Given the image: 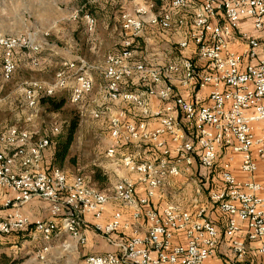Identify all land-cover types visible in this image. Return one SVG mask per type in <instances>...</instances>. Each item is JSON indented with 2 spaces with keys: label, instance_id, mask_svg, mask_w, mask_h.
<instances>
[{
  "label": "built area",
  "instance_id": "built-area-1",
  "mask_svg": "<svg viewBox=\"0 0 264 264\" xmlns=\"http://www.w3.org/2000/svg\"><path fill=\"white\" fill-rule=\"evenodd\" d=\"M189 6L193 11L185 28V20L173 21V15ZM146 13L145 8L138 7L134 14L122 15L121 49L106 56L102 70L110 99L132 101L141 107L140 117L122 123L123 114L119 113L109 120L111 143L105 156L110 160L119 157L129 175L108 191L91 185L81 170L69 180L62 169L46 167L43 154L50 144L47 137H34L17 125L0 128V205L8 210L0 218V235L24 230L31 224V240L40 246L38 253H43L58 232L84 244L82 227L90 216L92 229L114 249L88 254L82 264H212L207 261L219 243V233L205 208L191 213L174 202H165L159 208L151 205L153 198L161 197L168 176H179L197 162L203 170L219 173V182L205 188L198 185L196 192H205V204L216 208L224 218L223 237L232 254L229 264H264L263 186L253 177L259 164L264 171V57L242 65L244 58H256L259 44L240 25L243 18H249L255 29L264 28V0H163L158 16L150 23H158L164 30L183 28L186 39L178 45L184 49L190 40L195 57H181L179 62L160 67L130 61L132 48L143 33ZM83 16L91 31L94 19ZM234 33L246 44L239 52L229 47ZM18 41L0 38L2 81L14 72ZM77 61L75 85L69 95L74 104L92 88L91 66L81 57ZM198 64L203 69H197ZM179 68L180 86L191 90L196 82L198 92L209 88L208 103L200 102L198 92L191 100L175 95L172 86L164 83ZM135 74L144 86L142 94L163 102L161 108L149 111L140 94L122 90L121 82ZM66 78L65 70H61L52 84L32 82L25 93L27 107L34 109L41 95H52L55 89L63 88ZM152 120L159 125L150 128ZM58 130V126L53 127L54 132ZM164 135L174 143L172 160ZM130 144L139 146L120 154ZM140 145H150L155 151L143 153ZM221 148L228 155H241L239 167L248 179L237 180L230 162L219 161ZM140 186L144 194L135 197ZM33 199L47 203V217L31 219L23 212V206ZM134 199L136 207L129 217L115 211L109 221L101 222L110 201L129 203ZM175 238L184 242H174Z\"/></svg>",
  "mask_w": 264,
  "mask_h": 264
},
{
  "label": "crops",
  "instance_id": "crops-1",
  "mask_svg": "<svg viewBox=\"0 0 264 264\" xmlns=\"http://www.w3.org/2000/svg\"><path fill=\"white\" fill-rule=\"evenodd\" d=\"M163 0H79V8H83L84 14L91 9V17L94 19V26L91 31L87 29V23L85 26H78L76 30H73L72 35H76V53L74 58L81 57L85 62L91 66L90 75L92 77V88L91 91L86 93L82 100L78 103L80 115L85 117H92L95 120V125L99 127L109 128V139H107L106 147L111 143L110 137V123L111 117L122 113L121 122L124 123L131 119L141 116V107L136 105L132 101L128 100H112L110 99L105 89L101 86V81H105L103 77V66L105 63V58L110 53H118L121 49L122 40L124 38L122 29V15L124 13L134 14V11L138 7L145 8L147 10L144 16L145 24L143 27L142 36L137 40L140 44L137 46L138 42L134 44L132 48V55L130 57L131 62L143 63L148 66L160 67L165 66L169 63L179 62L181 57H195V46L188 40V45L186 48L182 49L179 47L178 43L185 40L183 34V28L179 27L170 30L162 29L159 24H152L150 20L154 16H158L161 4ZM192 7H187L185 9L179 10L174 13L173 21L178 18H183L186 22L185 28L188 26V22L191 20ZM83 14V15H84ZM241 29L245 32L249 38H253L258 41V48L256 53V58L254 60H249L244 58L242 60V65L247 62L256 63L259 59L264 57V28L259 30L255 29L251 19L243 18L241 20ZM230 49L234 51H241L246 47L244 41H242L237 34H233L229 42ZM197 69H203L202 64L197 65ZM182 71L181 68L177 70L176 73L171 74L168 78L164 80V83H168L172 86L173 93L175 95L183 96L184 98L191 100L193 94L197 93V83L194 82L191 86V90H186L179 84V77ZM122 90L126 92H135L140 94L143 99L144 107H147L149 111L159 109L163 106V102L148 98L146 95L142 94L144 86L140 84L138 75H133L129 78L124 79L121 82ZM199 95L201 96V103H208L209 88L199 90ZM70 95V94H69ZM175 116L179 122L182 123V119L178 113L175 112ZM257 124V123H256ZM17 125V124H12ZM159 125L157 120H152L150 128H155ZM259 125V124H258ZM10 126V125H9ZM256 130L259 133L261 130ZM95 133V132H94ZM75 136V135H74ZM96 136V135H95ZM40 137V136H38ZM74 139V138H73ZM165 146L171 150L174 149V143L168 135L162 137ZM143 153H150L147 148H140ZM52 146L49 145L44 151V163L46 167H49L52 161ZM219 161L228 160L231 164V171L234 177L243 181L249 178L248 175L244 174L239 167L241 155L239 153H233L228 155L226 149H219L218 151ZM169 159H173V152ZM102 165L108 170H112L115 174L114 179L111 174H108L110 182H117L121 177L129 175L127 170L118 171L115 170L114 163L112 160L104 161ZM125 168V167H124ZM81 168H77V171ZM82 171V170H81ZM73 175L68 177L69 180L73 178ZM116 174L119 175L118 179H115ZM132 175V174H131ZM190 178L191 186L189 183H185L186 180L183 177ZM254 179L259 181L263 186L264 195V171L263 165L259 164L258 171L254 174ZM219 173L216 170H203L197 162H194L190 170L182 171L179 176H168L162 187L161 197H155L151 200V205L153 207L159 208L165 202H174L178 204L181 208L190 211L191 213L196 212L201 207L205 208L206 214L217 224L219 233V243L214 250L213 255L208 259V263L212 264H229L232 254L229 244L226 238L223 237L224 230V218L218 212L216 208L211 205L205 204L204 192L198 194L196 192L198 185L209 186L215 182H219ZM192 187V188H191ZM204 187V188H205ZM144 194V188L142 186L138 187L136 190V197H140ZM3 193L0 192V202ZM120 203V202H119ZM117 201H110L107 204L106 210L101 218V222L105 223L110 220L111 215L115 211H121L125 217H129L135 205L122 206L119 205ZM121 204V203H120ZM23 212L26 213L31 219L34 218H44L49 214V208L46 202L33 199L28 202L22 208ZM8 212L7 209L2 208L0 205V218L4 217ZM86 223L82 227V233L86 239V250L90 253H103L107 251H113V247L110 246L105 240L91 232V224L93 219L87 216ZM243 235V231L239 233ZM11 241H16L17 237H10ZM21 242V241H20ZM174 242L183 243V238H175ZM251 257H255L253 253Z\"/></svg>",
  "mask_w": 264,
  "mask_h": 264
},
{
  "label": "rangeland",
  "instance_id": "rangeland-1",
  "mask_svg": "<svg viewBox=\"0 0 264 264\" xmlns=\"http://www.w3.org/2000/svg\"><path fill=\"white\" fill-rule=\"evenodd\" d=\"M78 1L0 0V38L19 40L20 44L14 51V72L7 81L0 78V128L17 124L29 130L34 137L45 136L50 139L58 133L53 131V127L58 126L60 131L69 112L73 108L79 110L78 104L69 100V94L75 85L74 72L79 66L77 59L74 58L77 37L72 35V32L78 26H85L86 22L83 8H79ZM137 44L139 46L140 43ZM1 54L0 47V68ZM33 58L35 61H32ZM61 70H65L66 84L63 88L55 89L53 94L65 96L63 110L50 112L39 100L34 109L27 107L25 93L30 84L34 81L52 84L56 80L57 72ZM105 83L106 81H101L103 89ZM94 123L95 120L91 116L80 117L70 146V157L73 161H66L62 170L70 176L77 173V168H81L82 173L89 179L91 170L100 168L107 174L108 180L99 182L98 187L100 190L108 191L115 183H112L114 180L110 182L108 176L112 173L111 177L114 179L112 175L115 173L110 169L107 172L102 165L104 161L109 160L105 156L109 128L107 130V127H99ZM138 146L130 144L128 153ZM140 147L149 149L151 153L155 151L150 145ZM123 153L127 152L122 149L120 154ZM112 163L115 170L125 171L119 157L112 160ZM118 176L116 174L115 179H118ZM183 178L186 179L185 183L192 185L190 178L185 176ZM93 186L96 187L97 183ZM204 191H207V188ZM120 203L122 206H136L135 199L129 203ZM91 232L96 234L92 227ZM8 234L0 235V253L11 256L15 261L13 264H82L89 253L86 250V242L80 244L76 238L62 232L53 237L49 248L43 253H38L40 246L31 238L15 243V240L11 241L12 234Z\"/></svg>",
  "mask_w": 264,
  "mask_h": 264
},
{
  "label": "trees",
  "instance_id": "trees-1",
  "mask_svg": "<svg viewBox=\"0 0 264 264\" xmlns=\"http://www.w3.org/2000/svg\"><path fill=\"white\" fill-rule=\"evenodd\" d=\"M84 13V12H83ZM85 14L92 15L91 9H89ZM39 102L41 105H44L46 109L50 112H59L62 111L66 100L65 96L62 94H52V95H41L39 97ZM80 111L78 109H72L69 112L67 120L64 122V125L61 127L60 131L53 138H48L52 146V161L50 167H58L62 169L63 164L68 161L71 162L70 157V146L73 141L75 132L78 128L80 121ZM123 150L128 153L129 149L126 146ZM128 150V151H127ZM89 181L91 184L95 185L97 183H103L108 180L107 174L103 172L100 168H93L89 174ZM100 186V185H99ZM32 225L30 224L27 228L21 231H12V237L16 236V241H22V239H30L32 233ZM9 236V234H8ZM4 237V236H3ZM2 237V238H3ZM17 243V242H15ZM15 261L5 253H0V264H13Z\"/></svg>",
  "mask_w": 264,
  "mask_h": 264
}]
</instances>
